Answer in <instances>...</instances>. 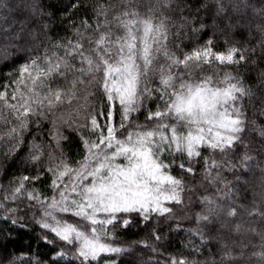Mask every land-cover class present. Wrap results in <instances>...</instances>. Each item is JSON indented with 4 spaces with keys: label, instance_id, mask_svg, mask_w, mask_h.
I'll use <instances>...</instances> for the list:
<instances>
[{
    "label": "snow or ice",
    "instance_id": "6c2138e0",
    "mask_svg": "<svg viewBox=\"0 0 264 264\" xmlns=\"http://www.w3.org/2000/svg\"><path fill=\"white\" fill-rule=\"evenodd\" d=\"M88 7L93 16L81 20L79 27L73 23L75 42L65 43L50 39L39 0H0L2 59H12L10 51L27 53L0 83V120L11 125L0 141L6 139L10 145L3 153L5 159L13 157L34 171L11 180V197L3 199L26 196L27 210L41 229L38 239L61 260L70 253L66 264H126L133 245L125 246L121 233L142 224L158 243L161 235L153 221L159 224L175 217L176 209L185 204L182 194L195 190L185 178L196 181L199 165L201 183L206 181L223 194H201L195 227L186 229L199 242L189 239L188 246L200 253L209 243L207 226L219 223V260L206 264H264V229L236 222L245 212L264 220V208L238 205L230 190L217 186L225 179V167L229 172L253 166L264 170V125L256 119L264 117V67L253 86L239 72L220 71L249 63L255 67L258 59L264 61V0H205L195 11L182 0H155L146 14L134 0H122L120 11L99 0ZM25 10L29 15L17 20ZM201 10L212 19L213 28L225 34L236 29L259 33V58H253L256 47L233 44L214 51L211 39L198 46L185 44L189 33L198 34L206 27L199 17ZM170 14H178L179 22ZM81 92L85 103L78 105L75 116L56 117L60 102L71 104L81 98ZM89 97L96 103H90ZM134 113L144 115L143 124ZM50 116L53 127L46 146L38 142L33 125L38 133ZM59 125L70 134L65 135ZM249 126L260 137L255 149L258 158L250 155ZM71 134L79 138L81 159L70 158L62 147L63 141L71 142ZM217 155L229 158L218 160ZM233 158H238V164ZM118 159L124 163H116ZM177 168L179 178L172 174ZM36 182L46 185L52 195L36 188ZM8 211L12 224L28 226L23 219L27 212ZM18 211L22 212L19 218ZM176 230H184L179 222ZM247 233L257 236L259 243L234 239ZM137 243L148 247L146 241ZM18 262L31 264L14 258L0 243V264ZM35 264L43 262L36 259ZM166 264L199 262L170 257Z\"/></svg>",
    "mask_w": 264,
    "mask_h": 264
},
{
    "label": "trees",
    "instance_id": "16d2710c",
    "mask_svg": "<svg viewBox=\"0 0 264 264\" xmlns=\"http://www.w3.org/2000/svg\"><path fill=\"white\" fill-rule=\"evenodd\" d=\"M99 2L103 4L112 3L116 6V11L122 9V0H99ZM154 2L155 0H134V3L141 14H146L148 6ZM182 2L190 4L193 11H195V9L200 7L205 0H182ZM94 3H96V0H39V4L45 13L44 22L48 24V34L50 39L53 42L61 39H63L65 43L68 40L75 42L76 29L71 25L75 23L76 26L79 27L81 20L91 18L93 12L92 8L88 6ZM73 4H79L81 7H71ZM28 15L29 13L27 10L18 13L17 20H23ZM170 15H172L173 20L177 23L179 22L178 14ZM199 17L204 20L206 24L205 29L198 34L189 33L190 38L184 41L185 44H188L190 47L198 46L203 45L206 41L211 39L214 43V51H223L227 47L235 44L238 47H256V56L253 58L258 59L261 55V49L258 46L261 39L259 33L253 31L251 35H249L247 31L236 29L225 34L222 30L213 28L212 19L209 18L203 10L200 11ZM196 26L198 27V25ZM4 27H8V25L5 24ZM226 41L228 43H226ZM42 51L43 50L41 49V54ZM60 54H62V51ZM8 55L12 59L6 62L2 59L3 52L0 50V83L5 82L6 73L13 70L24 61L27 53L10 51ZM261 67H264V61L258 59V64L255 67L249 63L241 64L238 67H222L220 71H231L233 73L239 72L246 84L253 86L257 82V73ZM57 83L64 84L63 81H58ZM79 95L81 98L73 100L71 104H69L67 100L60 102V107L55 113L56 117L63 116L64 119L71 120L76 114L78 105H83L85 103L82 98L83 93L81 92ZM88 100L90 103H96V98L89 97ZM152 107L154 108L155 106L152 105ZM259 107L260 105L257 101L256 108L259 109ZM6 114L7 113H5V115ZM83 115L84 113L81 112V121ZM133 115L139 114L134 113ZM248 116L249 119L253 118L251 109L248 111ZM52 118L53 117L50 116L49 120H44L42 122L41 129L38 133L35 132V125H33L34 134L39 135L38 142H43L46 146L50 142L48 130L53 127L50 123ZM9 119H11V117H9ZM256 119L258 125H264V117H257ZM138 122L141 124L144 123V115H139ZM10 126L11 125L5 124L0 120V136H3L7 128ZM59 126L65 135L70 134L69 129L66 126ZM71 135V142L63 141L62 147L70 158L77 160L81 159L79 153H81L82 148L79 143V138L75 136V134ZM246 136L248 139L252 140L253 150L250 152V155L258 158V153L255 149L259 146V135L252 126H249L246 131ZM253 137L255 139H253ZM8 146L10 145L6 139L0 141V203L6 205V207H0V243H3V245L6 246L9 253L14 254V258L19 257L20 262L31 261V264H35V260L39 259L43 264H51L54 260H58L59 264H66V260L71 258L70 253L68 257L61 260L56 253L52 251L50 245H46L43 241L38 239L41 229L32 221V212L27 210L28 201L26 196L22 194L21 199L17 200L11 198L8 200L3 199L5 196L11 197L12 185L9 183L11 180L18 176H31L34 174L30 165L27 166L26 169L24 165L13 157L5 159L3 153ZM51 147L52 149H55L56 146L54 142L51 144ZM45 150H47V148ZM216 158L221 160L229 157L222 158L220 155H217ZM233 159H236L238 164V158ZM196 168V181L193 182L185 178L186 185L195 190L192 193L185 192L182 194L185 201L184 206L176 209L174 218L164 219L159 224H157L156 221H153V224L156 225L158 232L161 235V239L158 243L152 239V233L149 230H146L142 224L133 225L128 230L121 233L120 240L125 243V246L133 245L131 253L125 257L126 264H140V262L141 264H157V262H159V264H166L170 257H175L177 259L187 258L189 261H198L199 264H206V262L211 261L213 258L219 260L217 240V232L220 230L219 223L207 226L205 240L209 241V243L206 247L202 248L200 253H195L187 244L189 239H196V241L199 242L198 238L189 237L186 229L189 227H195V213L201 211V206L198 203L201 194L203 193L213 196L223 194L222 192L216 193L214 190L215 186L209 185L206 181L201 183L202 170L199 165H197ZM172 174L179 178L180 170L177 168ZM222 175L225 179L222 182H218L217 186L224 191L230 190L232 200H234L236 204L242 205L248 209H252L254 205L256 208H264V170H262L261 167L253 166L252 168L245 169H240L238 167L234 172L227 171L225 167L222 170ZM237 177H239V180ZM225 183L228 185L227 188H225ZM32 186V184L27 185L28 188H32ZM35 186L48 196L52 195L51 190L47 188L46 185L36 182ZM205 188L208 189L207 192H205ZM21 200H23V202H21ZM31 203H35V201H32ZM16 208L27 212V215H24L23 219L28 226L21 227L20 224L14 225L11 223V220L9 219L11 213L8 209ZM36 211L37 218H39L38 205ZM21 215L22 212L20 211L16 213L17 218ZM177 222H179L184 230H176L175 227ZM236 222H243L246 226L255 227L258 230L264 229V220H261L259 217H250L246 212L237 217ZM170 224L172 225L171 229L169 228ZM234 239H244L245 242L252 241L254 243H259V238L251 233H247L242 237H234ZM141 241H146L148 247H144L142 244L137 243ZM152 248H155L156 251L153 252ZM138 256L140 257L139 259Z\"/></svg>",
    "mask_w": 264,
    "mask_h": 264
},
{
    "label": "rangeland",
    "instance_id": "374dc122",
    "mask_svg": "<svg viewBox=\"0 0 264 264\" xmlns=\"http://www.w3.org/2000/svg\"><path fill=\"white\" fill-rule=\"evenodd\" d=\"M120 162H122V163H124V161L122 160V159H118L117 161H116V163H120ZM176 228V227H175ZM71 255V254H70ZM140 257L138 256V259H139ZM140 264H141V262H140Z\"/></svg>",
    "mask_w": 264,
    "mask_h": 264
}]
</instances>
